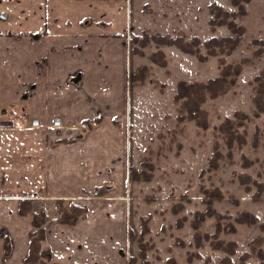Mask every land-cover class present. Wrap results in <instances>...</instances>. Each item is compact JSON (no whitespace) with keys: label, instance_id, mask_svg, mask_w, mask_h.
Returning a JSON list of instances; mask_svg holds the SVG:
<instances>
[{"label":"rangeland","instance_id":"obj_1","mask_svg":"<svg viewBox=\"0 0 264 264\" xmlns=\"http://www.w3.org/2000/svg\"><path fill=\"white\" fill-rule=\"evenodd\" d=\"M119 1L122 3L115 14L116 22L100 24H107L109 29L112 27L111 33L127 35L130 75L132 68L141 63L149 66V72L144 85L134 86L131 79L129 81L128 96L124 100L126 110L117 125L125 137L119 144L114 141L122 146L123 152L122 163L119 162L115 170L117 174L109 173L112 163L101 165L104 157L95 154L92 162L96 164L92 167L86 165L84 169L86 176L91 175L83 180L84 189L66 188L64 196L79 193L84 200L88 196L91 199L88 207L91 209L97 204L96 198L90 194L93 185L110 178L115 186L111 198L124 208L121 221H116L110 210L91 211V222L85 231L91 229L96 240L87 241L81 237L87 243L86 247L83 246L84 252L104 251L106 256L115 254V259L123 264H144L138 256L137 238L142 217L149 215L146 223L148 230L143 236L148 245L146 264H264V225L259 223L264 219V112L257 113L252 104L254 90L250 83L252 77L264 68V43L252 42L255 38H264V0L243 2L241 12L229 0ZM211 1L227 8L230 13L234 11L232 18L243 25L235 47L224 48L223 51L215 48L217 53L208 55L202 61L174 45L162 46L155 42L141 47L142 54L134 52L132 36L140 34L144 26L150 32L181 31L187 40L193 35L203 39L210 35L231 34L225 24L209 23L211 13L208 3ZM102 8L107 11L104 6ZM125 9L131 10L126 19ZM126 21L129 25L127 30ZM156 48L165 52L167 62L164 66L149 58ZM199 48L201 52L207 51L202 43ZM257 48L262 49L260 56L254 54ZM243 57H249L248 62L242 64L237 74H233L234 81L227 85L225 92L208 97L202 104L208 112L209 127L202 129L190 120L176 122L174 116L179 103L172 100V95L179 80L205 81L219 75L226 63L236 64ZM153 79L158 83H153ZM235 110L248 116L240 118L242 116L234 114ZM167 113L169 116H166ZM224 117L240 122L237 129L245 140L241 146L234 140L229 157L226 154L227 134H221L222 131L215 127ZM81 133L84 135L86 131ZM215 150L222 152L216 160L213 159ZM143 157L153 163L152 178L149 181L131 179V168ZM212 159L214 162L210 164ZM92 174H95L93 181ZM241 175L247 177L244 182ZM213 189H219L220 195L208 194ZM203 198L211 199L208 202L211 213L206 212L208 203ZM175 203L181 207L176 213L170 210ZM197 210L203 211L204 217L198 226H194L193 218ZM240 212L255 214L259 221L247 224L237 220ZM26 216L30 217L29 214ZM107 220L108 227L102 228L100 225H105ZM115 223H118L119 231L115 230ZM59 226L60 230L64 228ZM7 239L10 245L9 235ZM45 240L43 245H49L47 238ZM82 244H77V247L80 249ZM92 258L96 260L98 257Z\"/></svg>","mask_w":264,"mask_h":264},{"label":"crops","instance_id":"obj_2","mask_svg":"<svg viewBox=\"0 0 264 264\" xmlns=\"http://www.w3.org/2000/svg\"><path fill=\"white\" fill-rule=\"evenodd\" d=\"M121 3L0 0V264H18L25 253L33 227L29 216L18 213L19 198L24 196L33 197V211L47 214L44 227L51 250L47 264H123L115 254L85 253L87 243L81 240H96L91 229L85 231L92 210H110L121 221L124 208L111 198L112 190L105 198L91 195L97 204L88 207L86 218L75 225L58 223L54 206L56 197H84L64 195L71 186L84 189L82 183L91 177L84 169L96 164L92 162L95 154L104 157L101 165L113 164L108 171L114 175L122 163V146L117 144L125 134L111 117L117 116L120 123L126 110L130 47L125 33H111L112 27L100 24L116 22ZM126 9L124 19L131 15ZM16 33L22 35L16 37ZM98 113L104 118L82 135L76 123ZM54 117L61 119V127L48 126ZM31 118H38L42 125L31 127ZM89 200L86 196L83 201L88 205ZM108 223L100 226L108 227ZM59 225L64 228L58 229ZM6 233L11 242L7 256L2 254ZM79 243H83L80 249Z\"/></svg>","mask_w":264,"mask_h":264},{"label":"trees","instance_id":"obj_3","mask_svg":"<svg viewBox=\"0 0 264 264\" xmlns=\"http://www.w3.org/2000/svg\"><path fill=\"white\" fill-rule=\"evenodd\" d=\"M232 5H237L240 9V12L243 10V2L249 0H229ZM209 11L211 16L209 18V23L212 25L225 24L231 34L228 35H210L203 39H200L197 35H193L189 40H187L185 34L181 31H175L174 33L170 32H159L153 31L150 32L147 26H144L140 30V34H134L132 36L133 43H135L134 52L137 54L144 53L143 48L151 42H155L157 45H174L183 52L190 53L195 55L199 60H205L208 58V55L215 54V48H219L223 51L224 48L231 49L239 41V35L243 31V25L238 24L233 18L232 13L229 12L227 8H224L215 1L208 3ZM216 10L218 12L216 13ZM236 13V12H235ZM220 14V16L218 15ZM220 17V18H218ZM21 33H16L15 36H21ZM252 42L264 43V38H255ZM202 43L204 47L207 48L206 52H201L199 44ZM137 45V46H136ZM263 47V46H259ZM256 56H260L262 53L261 48H257L254 51ZM149 58L154 63L164 66L167 62L165 52L162 48H156L149 54ZM249 57H243L236 64L226 63L221 67L220 74L215 77H209L205 81L198 80H179L176 83L175 91L172 95V100L175 103H179L176 109V114L174 118L176 122L179 123L184 120L193 121L198 127L205 129L209 127L208 112L202 106L208 97L213 98L221 93L225 92L227 85L234 81L233 74H237L243 63H247ZM149 66L147 64L141 63L132 68L131 71V83L134 86L144 85L148 77ZM231 76L228 78V75ZM153 83H158L156 79L152 80ZM253 84V94L251 96L252 104L255 107L257 113L264 112V68L260 73L255 74L250 83ZM234 114L237 116H242L240 118H246L247 113L243 111L235 110ZM166 116H169L167 113ZM104 118V115L98 113L95 116L88 117L84 119L87 127L83 131H90L96 125H98L101 120ZM112 122L115 125H119V120L117 116L111 117ZM237 125H240V122H234L230 117H224L215 127L219 129L221 134H227L226 144L228 146V151L226 154L231 156V147L233 142L236 139L237 145L241 146L244 143V137L241 136V132L237 128ZM222 156V152L215 150L213 154V159L216 160ZM210 160V164L214 161ZM138 164L131 168V179L134 180H143L149 181L152 178L151 168L153 166L152 161L147 158H140L137 162ZM241 181H245L247 177L241 175ZM114 184L111 181L104 180L99 184L93 185L91 189L92 196L104 197L111 190L114 189ZM219 189H213L208 194L214 195L218 193ZM258 194V193H257ZM220 195V194H219ZM259 195V194H258ZM257 195V197H259ZM256 197V196H255ZM219 198V197H218ZM32 196H24L19 198L18 204V213L21 215L29 214L31 226L34 228L29 231L27 239L26 251L23 254L19 264H47L51 258V250L49 245H43L46 239L45 232V220L46 212L44 210L33 211L30 207ZM205 202H211L210 198H203ZM79 201H76L72 198L56 197L54 199V206L57 211L56 221L63 225H75L79 220L86 218L88 213V205L84 200V197L80 198ZM180 204L175 203L170 207V210L174 213L178 212L180 209ZM206 212L211 213L209 209V203L206 207ZM204 212L197 210L193 218V225L198 226V223L203 219ZM149 215L142 217V224L139 229V235L137 238L138 242V256L140 260L146 264L145 254L148 245L144 241V234L147 232L148 227L146 223L149 221ZM237 220L243 221L247 224H255L259 221L255 214H245L239 213L236 216ZM261 225H264V219L259 222ZM8 236L3 237V254L7 256L10 253V245ZM224 259V258H223ZM171 260V258H169Z\"/></svg>","mask_w":264,"mask_h":264},{"label":"built area","instance_id":"obj_4","mask_svg":"<svg viewBox=\"0 0 264 264\" xmlns=\"http://www.w3.org/2000/svg\"><path fill=\"white\" fill-rule=\"evenodd\" d=\"M30 126L31 127H39L41 126V122L38 118H31L30 119ZM50 127H61L62 126V121L59 117H54L51 120V123L49 124ZM77 128L80 129H85L87 127L86 123L84 121L77 122L75 125Z\"/></svg>","mask_w":264,"mask_h":264},{"label":"water","instance_id":"obj_5","mask_svg":"<svg viewBox=\"0 0 264 264\" xmlns=\"http://www.w3.org/2000/svg\"><path fill=\"white\" fill-rule=\"evenodd\" d=\"M78 78V76L76 77V79Z\"/></svg>","mask_w":264,"mask_h":264}]
</instances>
